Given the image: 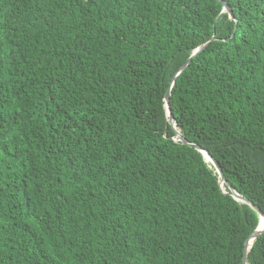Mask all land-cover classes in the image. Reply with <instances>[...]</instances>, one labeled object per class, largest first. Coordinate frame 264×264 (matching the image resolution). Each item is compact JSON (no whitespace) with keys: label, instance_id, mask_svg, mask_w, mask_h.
Instances as JSON below:
<instances>
[{"label":"trees","instance_id":"trees-1","mask_svg":"<svg viewBox=\"0 0 264 264\" xmlns=\"http://www.w3.org/2000/svg\"><path fill=\"white\" fill-rule=\"evenodd\" d=\"M224 1L232 15L188 0L177 19L149 0L133 23L123 0H68L43 15L32 0H0V264H243L259 214L175 139L165 99L178 75V130L264 212V121L248 115L257 95L230 107L223 91L245 101L255 87L262 65L245 35L264 36V3L243 14ZM225 52L242 56L248 87L215 78ZM252 260L264 264V234Z\"/></svg>","mask_w":264,"mask_h":264},{"label":"snow or ice","instance_id":"snow-or-ice-1","mask_svg":"<svg viewBox=\"0 0 264 264\" xmlns=\"http://www.w3.org/2000/svg\"><path fill=\"white\" fill-rule=\"evenodd\" d=\"M63 2H68V0H32V3L34 5H38L41 9V15H43V11L46 10L47 7H52L53 9L60 8L63 11ZM76 2L79 3L81 7H84L88 3H92L94 4V6L99 8L100 3H103L104 0H83V3H80V0H76ZM113 2L119 4L121 0H113ZM148 2L149 0H123L124 5H126V7L124 8V15L128 16L133 21V23L138 22L142 18V11L140 10L139 6ZM151 2L153 3L155 8L165 11V14H168L170 11L176 12L177 19L179 18V16H186V12L190 10L188 0H151ZM237 3L242 13L246 14L248 10L246 6H250V0H237ZM261 3H264V0H261ZM133 5H135L136 8H133ZM138 12L140 14H137ZM261 22L264 23V18H262ZM4 23L6 22L0 21V24ZM49 27H52L51 23H49ZM261 31L264 32V28H262ZM245 40L249 45V49L254 52V56L250 57L251 62L253 64L260 63L262 65L261 73L259 74V76L253 73L251 77H248V81L253 83L255 87L250 89L249 94L245 96V101H241L238 96L233 95V89L231 88L223 90L228 94L224 97V99L230 107L232 104L247 107L245 102L247 100H251L252 95H257V100L253 101L252 103V108H255V111H249V119L255 120L257 116H259L260 120L264 121V36H262L255 45L251 43V40H256L255 32H253L251 40H249L245 35ZM241 59L242 56L238 57L236 61H233L230 57H228L227 52H225V60L221 62L225 75L223 77L217 75L215 78L226 80L229 84L233 85L239 82L243 85V87H248V84L246 82L239 81V77L243 75L242 72L237 71L240 66L239 61ZM244 67L248 68L249 64L245 62ZM212 71L213 73L216 72L215 66L213 67ZM233 73L235 74V76L230 78L231 74ZM228 96H231L230 100L228 99ZM4 247H6V244L4 245ZM250 255H252L251 252ZM249 264H255L254 260L249 261Z\"/></svg>","mask_w":264,"mask_h":264},{"label":"water","instance_id":"water-1","mask_svg":"<svg viewBox=\"0 0 264 264\" xmlns=\"http://www.w3.org/2000/svg\"><path fill=\"white\" fill-rule=\"evenodd\" d=\"M219 2L222 3L223 5V10L227 11L230 15L233 14L232 9L230 7V5L224 1V0H218ZM215 38L211 39L209 42L203 43L200 47H198V49H196V51H194V53L192 54V56L182 65L180 72H182L187 66L188 64L192 61V59L197 56L200 52H202L206 46ZM179 72V73H180ZM178 75L175 76V78ZM175 78L172 80V85L175 81ZM172 85L168 88V91L166 93L165 99H166V111H167V115L169 116L170 122L173 126V129L175 130L176 133V140L181 141L182 143L189 145L191 147H194L195 149H197L198 151H200L201 153H203L204 157L208 160L211 161L213 163V165L215 166L217 172L220 175V185L222 190L225 193H229L231 196H233L236 200L241 201V202H245L247 204H249L254 210L257 211V213L259 214V224L256 230H254L248 237V239L245 242V247H244V255H243V264H248L247 261V255H248V251L250 250V248L252 247L253 243L261 236L264 234V212L262 211V209L254 204V202H252L251 200H249L248 198H246L244 195H242L237 189L233 188L224 172L223 169L219 163V161L206 149L202 148V146H200L199 144H196L194 142H190L188 141L185 136L182 134V132L180 130H178V123L174 117V114L172 112L171 109V104H170V96H171V90H172ZM227 185L230 189L229 192H227L224 188V185Z\"/></svg>","mask_w":264,"mask_h":264}]
</instances>
